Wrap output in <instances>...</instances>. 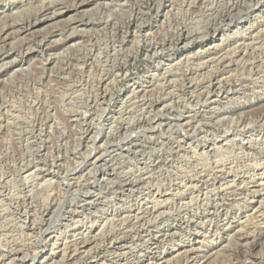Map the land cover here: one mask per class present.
Segmentation results:
<instances>
[{"label":"rangeland","instance_id":"1","mask_svg":"<svg viewBox=\"0 0 264 264\" xmlns=\"http://www.w3.org/2000/svg\"><path fill=\"white\" fill-rule=\"evenodd\" d=\"M80 1L0 0V264H264V0Z\"/></svg>","mask_w":264,"mask_h":264},{"label":"bare ground","instance_id":"2","mask_svg":"<svg viewBox=\"0 0 264 264\" xmlns=\"http://www.w3.org/2000/svg\"><path fill=\"white\" fill-rule=\"evenodd\" d=\"M98 0H81L80 2H79V4L78 5H76V6H74V7H72V8H65V9H67V10H69V9H74V11H79V23H81L83 20H84V17H85V12L84 11H86V10H84L85 8H87L88 6H90L93 2H97ZM220 1V0H219ZM196 2V1H195ZM231 2V1H230ZM105 3V2H104ZM221 3V2H220ZM244 3V2H243ZM158 5V4H157ZM219 5V4H218ZM92 7V6H91ZM224 7V6H223ZM45 9V8H44ZM66 11V10H65ZM170 11V10H169ZM240 11V10H239ZM64 13V12H63ZM62 13V11L61 12H59V13H53L54 15L52 16L53 17V19H54V17L56 18V16L58 17V16H60V15H62L63 14ZM238 13V12H237ZM172 14V13H171ZM180 14V13H179ZM81 15V16H80ZM241 15V14H240ZM51 16H48V15H44V16H42V18L40 19V20H35L36 22H34V24H33V27L34 26H36V25H38L39 23H41V22H44V21H46V20H49V19H51L52 17ZM97 16V15H96ZM209 16V15H208ZM235 16V15H234ZM70 17V16H69ZM175 17V16H174ZM210 17V16H209ZM208 17V18H209ZM22 18V17H21ZM86 19V18H85ZM210 19V18H209ZM208 19V20H209ZM44 20V21H43ZM52 20V19H51ZM89 20V19H88ZM91 20H92V18L89 20V23H93V22H91ZM100 20V19H99ZM131 20V19H130ZM72 22H74V21H72ZM76 22V21H75ZM78 22V21H77ZM89 23H88V25H89ZM71 24H73V23H71ZM125 24V23H124ZM141 24V23H140ZM205 24V23H204ZM213 24V23H212ZM221 24V23H220ZM92 25V24H91ZM173 26V25H172ZM44 28V27H43ZM196 28V27H195ZM79 29V28H78ZM220 29V28H219ZM27 30V29H26ZM207 30V29H206ZM192 31V30H191ZM195 32V31H194ZM208 32V31H207ZM82 33V32H81ZM98 33V32H97ZM135 33H136V31H135ZM144 33V32H143ZM199 33V32H198ZM216 33H220V31L219 30H215V32H214V34L216 35ZM234 33V32H233ZM83 34V33H82ZM155 34V33H154ZM139 35V34H138ZM206 36V35H205ZM204 36V37H205ZM223 36V35H222ZM236 37V36H235ZM248 37V36H247ZM46 38V37H45ZM72 38H74V37H72ZM80 38V37H79ZM94 38V37H93ZM71 39V38H70ZM173 41V40H172ZM67 43V42H66ZM242 43V42H241ZM252 43V42H251ZM11 44V43H10ZM152 44V43H151ZM241 45V44H240ZM12 46V45H11ZM159 46V45H158ZM243 46V45H242ZM77 47V46H76ZM186 47V46H185ZM46 48V47H45ZM156 48V47H155ZM217 49V48H216ZM255 49V48H254ZM34 51V50H33ZM90 51V50H89ZM156 51V50H155ZM252 51V50H251ZM20 53V52H19ZM204 53V52H203ZM226 53V52H225ZM254 54V53H253ZM231 56V55H230ZM52 60V59H51ZM205 60V59H204ZM233 62V61H232ZM10 63V62H9ZM3 64V63H2ZM218 64V63H217ZM233 64V63H232ZM170 65V64H169ZM174 65V64H173ZM216 66V65H215ZM212 67V66H211ZM262 69V68H261ZM187 70V69H186ZM166 71V70H165ZM163 73V72H162ZM163 75V74H162ZM213 76V75H212ZM257 76V75H256ZM153 77V76H152ZM196 77V76H195ZM148 80V79H147ZM162 80V79H161ZM229 80V79H228ZM155 81V80H154ZM219 85V84H218ZM226 86V85H225ZM257 89V88H256ZM111 91V90H110ZM262 91V90H261ZM97 94V93H96ZM106 94V93H105ZM104 94V95H105ZM107 95V94H106ZM98 97V96H97ZM134 98V97H133ZM196 98V97H195ZM196 101V100H195ZM209 110V109H208ZM187 116V115H186ZM74 120V119H73ZM211 121V120H210ZM246 122V121H245ZM98 130V129H97ZM240 137V136H239ZM258 140V139H257ZM131 142V141H130ZM249 142V141H248ZM82 146V145H81ZM223 149V148H222ZM230 149V148H229ZM220 150V149H219ZM195 151V150H194ZM259 151V150H258ZM216 154V153H215ZM204 155H205V153H204ZM202 156V155H201ZM98 160V159H97ZM222 161V160H221ZM208 164V163H207ZM217 164V163H216ZM204 166V165H203ZM101 167V166H100ZM213 167V166H212ZM240 171V170H239ZM192 172V171H191ZM22 173V172H21ZM115 173V172H114ZM231 173V172H230ZM180 177V176H179ZM183 177V176H182ZM235 177V176H234ZM81 178V177H80ZM39 179H41V178H39ZM170 179V178H169ZM177 179V178H176ZM31 180V179H30ZM190 180V179H189ZM235 180V179H234ZM258 181H260L261 183H263V181H264V174H262V175H260L259 176V178L257 179ZM209 181V180H208ZM214 182V181H213ZM245 182V181H244ZM15 183V182H14ZM100 183V182H99ZM224 183V182H223ZM243 183V182H242ZM28 184V183H27ZM232 185V184H231ZM194 187V186H193ZM188 188V187H187ZM211 188V187H210ZM47 189V188H46ZM158 190V189H157ZM186 190V189H185ZM170 191V190H169ZM200 191V190H199ZM144 192V191H143ZM206 192V191H205ZM31 193V192H30ZM263 193V192H262ZM11 194V193H10ZM127 196V195H126ZM210 196V195H209ZM65 198V197H64ZM63 199V198H62ZM180 200V199H179ZM142 204V203H141ZM154 205V204H153ZM158 205V204H157ZM160 205V204H159ZM64 206L65 205H61V207L60 208H58L59 209V211L58 212H62L63 210H64ZM156 207V206H155ZM35 208V207H34ZM11 210V209H10ZM146 211V210H145ZM148 211V210H147ZM179 211V210H178ZM172 213V212H171ZM94 214V213H93ZM132 215V214H131ZM171 215V214H170ZM137 216V215H136ZM160 216V215H159ZM199 216V215H198ZM123 217V216H122ZM140 217V216H139ZM27 218V217H26ZM62 218V217H61ZM155 218V217H154ZM175 218V217H174ZM28 219V218H27ZM27 219L25 220V221H27ZM139 219V218H138ZM149 219H151V218H149ZM146 221V220H145ZM161 221V220H160ZM170 221V220H169ZM124 222V221H123ZM27 224V223H26ZM118 224V223H117ZM111 225V224H110ZM133 225V224H132ZM147 225V224H146ZM21 226V225H20ZM25 227V226H24ZM33 227V226H32ZM110 227H112V226H110ZM137 227V226H136ZM144 227V226H143ZM157 227V226H156ZM104 228V227H103ZM106 229V228H105ZM108 229V228H107ZM130 230V229H129ZM141 230V229H140ZM105 231V230H104ZM103 231V232H104ZM108 231V230H107ZM111 231V230H110ZM59 232H61V231H59ZM112 232V231H111ZM102 233V232H101ZM177 233V232H176ZM105 234V233H104ZM172 234V233H171ZM170 234V235H171ZM168 235V234H167ZM94 236V235H93ZM131 236V235H130ZM104 240V239H103ZM153 240V239H152ZM86 244H88V243H82V245H86ZM90 244V243H89ZM114 245V244H113ZM148 245V244H147ZM119 246V245H118ZM65 247V246H64ZM67 247H68V245H67ZM100 247V246H99ZM114 247V246H113ZM94 249V247H91V249ZM193 248V247H192ZM90 249V250H91ZM119 249V248H118ZM123 249V248H122ZM197 249V248H196ZM28 251V250H27ZM31 251V250H30ZM18 252V251H17ZM16 252V253H17ZM130 252V251H129ZM148 252V251H147ZM54 254H55V252H54ZM88 254V253H87ZM115 254V253H114ZM129 254V253H128ZM16 255V254H15ZM18 255V254H17ZM110 255V254H109ZM147 255V254H146ZM182 255H183V253H182ZM64 256V255H63ZM113 256V255H112ZM91 257V256H90ZM151 257V256H150ZM25 258H26V256H25ZM39 258H40V254H35V256L33 257V264H35V262L36 261H38L39 260ZM87 258V257H86ZM155 258V257H154ZM194 258V257H193ZM62 259H63V257H62ZM51 260H53V259H51ZM64 260V259H63ZM151 260V259H150ZM170 260V259H169ZM179 260V259H178ZM157 261H163V260H161V259H158ZM58 262V261H57ZM86 262V261H85ZM87 262H88V260H87ZM136 262V261H135ZM140 262V261H139ZM151 262V261H150ZM156 262V261H155ZM160 262V263H161ZM165 262V261H164ZM169 262V261H168ZM84 263V262H83ZM152 263V262H151ZM256 263V262H255ZM32 264V263H31ZM65 264V263H64ZM87 264V263H86ZM148 264V263H147ZM152 264H154V263H152ZM194 264V263H193Z\"/></svg>","mask_w":264,"mask_h":264}]
</instances>
